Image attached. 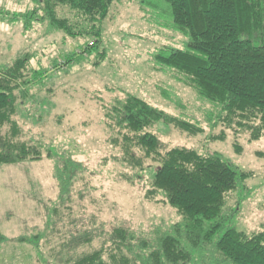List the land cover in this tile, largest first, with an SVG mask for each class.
Here are the masks:
<instances>
[{
    "label": "rangeland",
    "instance_id": "rangeland-1",
    "mask_svg": "<svg viewBox=\"0 0 264 264\" xmlns=\"http://www.w3.org/2000/svg\"><path fill=\"white\" fill-rule=\"evenodd\" d=\"M150 2L167 5L164 0ZM31 5V0H0V68L24 52L31 54L26 77H32V70L44 72L31 78L23 95L16 91L23 136L44 140L83 167L60 201L52 159L0 164V232L8 238L0 257L9 259L7 264H76L95 250L102 252L105 264H126L131 253L116 244L120 230L148 233L179 218L162 193L147 195L154 167L176 146L202 154L220 151L251 169L246 188L230 197L226 225L246 231L259 226L264 217V154L257 151L264 153V136L249 141L247 132L226 128L213 101L200 96L175 69L154 62L160 49L186 43L180 32L159 24L170 16L151 17L138 0L114 2L103 22L100 44L106 53L99 60L95 49L80 51L88 37L63 36L33 19L24 30L26 16L21 13ZM12 16L16 19L10 20ZM75 50L79 56L64 62ZM131 94L202 130L190 133L174 123L148 122L146 130L159 138L157 148L148 152L136 143V132L116 121L122 116L116 110ZM222 132L224 139L212 138ZM44 212V229L28 233V227L43 225ZM13 233L29 235L15 239Z\"/></svg>",
    "mask_w": 264,
    "mask_h": 264
},
{
    "label": "trees",
    "instance_id": "trees-1",
    "mask_svg": "<svg viewBox=\"0 0 264 264\" xmlns=\"http://www.w3.org/2000/svg\"><path fill=\"white\" fill-rule=\"evenodd\" d=\"M31 1V7L21 13L26 16L24 30L33 19L46 22L63 36L88 37L80 51L90 53L95 49L97 59L103 60V22L113 3L120 0ZM164 1L168 8L138 0L151 17L170 16L166 24H159L180 32L186 43L184 47L160 49L153 56L154 62L161 68L175 69L200 96L213 101L217 117L226 128L247 132L249 141L264 136V0ZM77 52L66 55L63 61L73 60L79 56ZM30 58L31 54L24 52L0 68V164L52 159L58 199L63 201L83 165L46 146L40 138L23 136L19 121L22 104L16 91L23 95L31 78L38 79L44 72L32 70V77H26ZM119 109L116 112L122 116L121 122L116 118L117 124L136 132V143L148 152L157 148L159 140L156 133L144 127L148 122L174 123L190 133L202 130L176 120L136 95L126 97ZM212 138L224 139V132ZM252 174L251 169L233 163L220 151L202 154L180 146L167 151L151 173L147 195L162 193L179 218L168 226L156 225L148 233L120 230L116 244L131 253L126 264H264V217L249 231L226 225L225 210L232 193L244 190L245 180ZM34 237L40 238L38 234ZM4 240L6 236L0 232V242ZM58 263L64 264L61 260ZM76 264L105 262L102 252L95 250Z\"/></svg>",
    "mask_w": 264,
    "mask_h": 264
},
{
    "label": "crops",
    "instance_id": "crops-1",
    "mask_svg": "<svg viewBox=\"0 0 264 264\" xmlns=\"http://www.w3.org/2000/svg\"><path fill=\"white\" fill-rule=\"evenodd\" d=\"M12 214H9L8 213V218H9V216H11ZM42 216H43V225L40 227L39 225H34V226H31V227H28V229L30 230L28 233H30L31 234V231H33L34 229H38V230H36V231H40V230H43L44 229V219H45V212L42 214ZM42 228V229H41ZM35 231V230H34ZM5 236H6V239H8L7 238V235L6 234H4ZM27 236V235H29V234H18V235H15L14 233H13V238H15V239H21L20 237L21 236ZM10 238H12V237H10ZM9 238V239H10ZM23 239V238H22ZM5 241H7V240H4V241H2V242H0V255L2 254L3 256H5L4 254L6 253V248H7V243L5 242ZM5 242V243H4ZM12 256V255H11ZM11 258V260L13 259V257H10ZM0 261L1 262H3V264H7L8 262H10V260L9 259H7V258H4V259H2V257H0ZM37 264V260H34V262H33V264Z\"/></svg>",
    "mask_w": 264,
    "mask_h": 264
}]
</instances>
